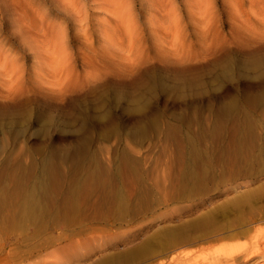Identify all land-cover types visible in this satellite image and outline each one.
<instances>
[{"label":"rangeland","instance_id":"1","mask_svg":"<svg viewBox=\"0 0 264 264\" xmlns=\"http://www.w3.org/2000/svg\"><path fill=\"white\" fill-rule=\"evenodd\" d=\"M98 263L264 264V0H0V264Z\"/></svg>","mask_w":264,"mask_h":264},{"label":"bare ground","instance_id":"2","mask_svg":"<svg viewBox=\"0 0 264 264\" xmlns=\"http://www.w3.org/2000/svg\"><path fill=\"white\" fill-rule=\"evenodd\" d=\"M37 180V179H36ZM98 264H103V263H98Z\"/></svg>","mask_w":264,"mask_h":264}]
</instances>
